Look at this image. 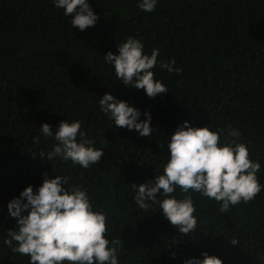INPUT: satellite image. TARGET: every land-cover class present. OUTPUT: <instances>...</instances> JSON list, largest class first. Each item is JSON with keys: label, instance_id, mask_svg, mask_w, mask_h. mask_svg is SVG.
I'll return each mask as SVG.
<instances>
[{"label": "trees", "instance_id": "trees-1", "mask_svg": "<svg viewBox=\"0 0 264 264\" xmlns=\"http://www.w3.org/2000/svg\"><path fill=\"white\" fill-rule=\"evenodd\" d=\"M91 7L99 19L81 32L52 0H0V264H28L2 243L17 227L7 205L29 185L36 191L45 173L88 188L95 208L108 215L111 237L122 240L120 264H183L205 251L223 264H264V191L228 213L194 194L199 228L185 236L155 206L139 209L130 187L162 172L184 121L211 130L239 126L264 184V0H161L153 13L136 0H91ZM129 36L183 69H155L167 93L149 98L117 80L104 55L117 53ZM108 92L150 112L153 133L114 125L99 107ZM64 119L82 121L104 149L97 165L41 156L55 143L43 137L42 124L55 129Z\"/></svg>", "mask_w": 264, "mask_h": 264}, {"label": "clouds", "instance_id": "clouds-1", "mask_svg": "<svg viewBox=\"0 0 264 264\" xmlns=\"http://www.w3.org/2000/svg\"><path fill=\"white\" fill-rule=\"evenodd\" d=\"M136 2L141 11L153 13L161 0ZM52 3L81 32L94 27L99 19L91 0H52ZM117 53L109 51L104 55L117 80L125 86L143 89L149 98L169 91L167 85L156 79L157 67L169 74L183 72L175 58L161 60L159 48L147 53L144 42L134 36L119 43ZM99 107L116 126L135 130L142 137L154 131L150 112L141 113L111 92L99 99ZM211 127H193L189 121L178 125L167 145L169 156L162 172L139 186L135 183L130 186L139 209L147 212L155 206L185 236L199 228L194 194L214 200L221 213H228L233 207L254 201L264 191L258 177L261 162L252 158L249 146L241 140L243 131L239 126L227 124L215 130ZM40 132L55 141L46 155L40 153L49 161L59 158L88 169L104 155V149L96 147V140L78 119H64L55 129L43 123ZM35 142L38 144L39 138ZM70 179L66 175L49 178L45 173L36 191L29 185L19 197L9 201L8 212L16 219L17 227L7 230L2 243L13 253L27 256L28 264H120L122 240L111 237L112 224L107 213L95 208L88 188L70 184ZM177 189L180 196L176 195ZM230 242L240 243L237 238ZM175 255L172 254L173 259ZM201 257L187 258L183 264H223L221 258L206 251Z\"/></svg>", "mask_w": 264, "mask_h": 264}]
</instances>
